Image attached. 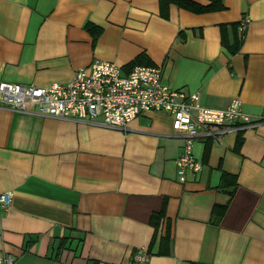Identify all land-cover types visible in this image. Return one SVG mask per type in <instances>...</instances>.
I'll return each mask as SVG.
<instances>
[{"label": "crops", "instance_id": "0c3cea01", "mask_svg": "<svg viewBox=\"0 0 264 264\" xmlns=\"http://www.w3.org/2000/svg\"><path fill=\"white\" fill-rule=\"evenodd\" d=\"M219 1L164 18L159 0H0V83L47 88L94 60L126 74L139 59L202 107L238 97L264 118V0ZM172 121L146 113L122 131L0 105V251L14 264H132L139 249L143 264H264V122L194 140L202 170L181 178Z\"/></svg>", "mask_w": 264, "mask_h": 264}, {"label": "built area", "instance_id": "2783aa9c", "mask_svg": "<svg viewBox=\"0 0 264 264\" xmlns=\"http://www.w3.org/2000/svg\"><path fill=\"white\" fill-rule=\"evenodd\" d=\"M247 23L245 18L242 29ZM0 105L19 112L122 131L143 114H168L173 120V135L183 141L182 152L175 161L181 178L188 174L195 176L202 170L201 163L192 154L194 140L219 142L224 134L264 122V118L244 113L238 97L224 109L200 106L196 93L168 87L163 81L161 67L136 65L123 74L119 66L104 60H94L89 66L79 68L68 83L52 84L47 88L2 82ZM11 203L10 192L0 194V210H7ZM148 258L144 250H136L132 264H143ZM14 262L10 254L0 251V264Z\"/></svg>", "mask_w": 264, "mask_h": 264}, {"label": "trees", "instance_id": "16d2710c", "mask_svg": "<svg viewBox=\"0 0 264 264\" xmlns=\"http://www.w3.org/2000/svg\"><path fill=\"white\" fill-rule=\"evenodd\" d=\"M210 4L207 6L200 5L199 3H196L192 0H159L160 3V15L164 18L168 17V8L170 4L176 5L178 8L184 9L186 11L195 13V14H201V13H208V12H214V11H220L223 10V6L220 3L219 0H209ZM86 29L93 34L94 38L96 39L98 32L100 29L93 27L92 25H86ZM144 64L141 60L136 59L134 62L131 64V66H136V65H142ZM148 66V64H145ZM225 176L224 175V182H225ZM223 182V184H225ZM226 209V206H215L212 210V222L214 224H218V222L221 219L222 214L224 213ZM164 217L163 211L159 213H155L153 215L154 220L157 221V224H159L160 220ZM169 228V227H168ZM167 228L166 231V236L164 238V243L166 246H168L170 242V231ZM190 264H202L198 262H191Z\"/></svg>", "mask_w": 264, "mask_h": 264}]
</instances>
